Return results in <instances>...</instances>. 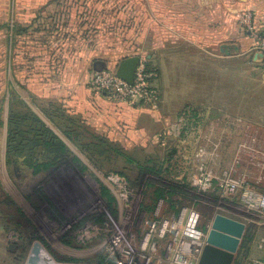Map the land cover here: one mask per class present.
<instances>
[{
    "label": "rangeland",
    "instance_id": "rangeland-1",
    "mask_svg": "<svg viewBox=\"0 0 264 264\" xmlns=\"http://www.w3.org/2000/svg\"><path fill=\"white\" fill-rule=\"evenodd\" d=\"M151 2L62 0L52 12L56 18L44 21L46 29L28 33L22 47L28 55L36 51L43 62L53 56L67 59L75 49L110 61L109 50L118 41L130 40L131 29L142 25ZM251 2L264 12V0ZM74 40L80 41L76 47ZM100 45H107L105 53H99ZM42 70L45 73L46 69ZM14 112L30 117L21 123L23 135L30 138L40 127L33 118H41L66 143L67 160L61 161L44 138L38 137L36 142L19 135L10 145L8 118ZM200 135L201 129L193 128L159 130L145 146L124 144L68 112L63 101L14 98L8 112L0 80V208L5 206L0 212V231L7 238L12 257L19 264H27L34 244L40 243L47 258L57 264H113L108 251L111 229L96 205L108 210L122 228L135 235L136 243L145 247L153 264H171L178 239L169 229L181 231L193 207L201 212L203 227L222 213L246 223L251 220L248 229L252 228L262 219L237 195L229 198L216 186L208 191L195 186ZM203 147L209 153L204 161L209 171L218 178L230 173V153L225 145ZM239 177L264 190V177ZM124 182L130 190L127 198L123 196ZM6 198L15 205H2ZM153 220L158 226L151 232ZM167 221L168 230L163 234ZM96 224L101 227L96 228ZM241 253L240 244L237 254Z\"/></svg>",
    "mask_w": 264,
    "mask_h": 264
},
{
    "label": "crops",
    "instance_id": "crops-1",
    "mask_svg": "<svg viewBox=\"0 0 264 264\" xmlns=\"http://www.w3.org/2000/svg\"><path fill=\"white\" fill-rule=\"evenodd\" d=\"M61 1L0 0V80L8 112L14 98L63 101L68 112L132 145H147L159 130L201 129L198 144L225 145L236 176L264 177V65L237 17L251 9L264 20L262 7L251 0H152L142 25L131 29L130 40L109 50L107 61L112 67L133 55L148 60L160 93L157 107L151 108L116 103L93 90L89 81L95 61L104 59L90 52L75 49L67 59L53 56L47 62L36 51L28 55L22 41L46 29L44 21L56 18L52 12ZM79 42L74 40L75 47ZM106 48L100 45L99 53ZM260 219L242 238L243 253L234 264L264 260ZM0 264H19L3 231Z\"/></svg>",
    "mask_w": 264,
    "mask_h": 264
},
{
    "label": "built area",
    "instance_id": "built-area-1",
    "mask_svg": "<svg viewBox=\"0 0 264 264\" xmlns=\"http://www.w3.org/2000/svg\"><path fill=\"white\" fill-rule=\"evenodd\" d=\"M237 17L241 28L252 42L251 48L262 58L264 65V20H260L256 12L251 9L239 12ZM156 77V69L149 64L145 57H141L132 83L119 77L115 68H106L95 70L89 85L93 90L103 93L113 102L156 108L160 99V93L153 85ZM208 156L207 149L200 145L196 153V157L200 160V166L193 176L195 186H198L202 191H208L216 186L229 198L237 195L236 197L239 196L246 203L249 211L258 212V215L264 218V190L254 188L243 177H235L236 175L232 171L225 173L223 178H218L205 166L204 161ZM127 187L128 185L124 182L123 196L126 198L127 192H130ZM97 206L99 207L97 208ZM99 208L100 205H96V210H100L104 215L105 225L111 229L108 251L113 257V264H153L152 256L144 251L145 247L141 248L136 243L135 235L122 228L108 210ZM248 222L252 221L248 220ZM211 225L212 221L203 227L201 212L198 208L193 207L189 210L181 231H176L175 228L169 229V231L175 232V239H178L171 264H197L207 243ZM157 226L158 221L153 220L151 232ZM164 226L163 234L168 230L167 222ZM100 227L101 224H96V228ZM243 264H264V260L249 258Z\"/></svg>",
    "mask_w": 264,
    "mask_h": 264
},
{
    "label": "water",
    "instance_id": "water-1",
    "mask_svg": "<svg viewBox=\"0 0 264 264\" xmlns=\"http://www.w3.org/2000/svg\"><path fill=\"white\" fill-rule=\"evenodd\" d=\"M140 59L139 55L123 58L116 66L117 75L132 83ZM94 68L95 70L108 68L107 61L96 60ZM246 229V222L222 213H217L208 231L207 243L197 264H234ZM48 263L49 260L43 246L40 243H35L27 264Z\"/></svg>",
    "mask_w": 264,
    "mask_h": 264
},
{
    "label": "trees",
    "instance_id": "trees-1",
    "mask_svg": "<svg viewBox=\"0 0 264 264\" xmlns=\"http://www.w3.org/2000/svg\"><path fill=\"white\" fill-rule=\"evenodd\" d=\"M27 119H30V117H27V116L23 117L20 114H17L15 112L9 115V118H8L9 144L12 145L13 142H15V138L19 135H22L25 140H28V141L33 140L36 142L39 141L38 137L40 139L44 138L46 146L52 148L53 150L56 149L58 155L61 156L59 159L65 162L68 158V153H69L66 143L50 127H48L41 118L39 117L33 118L36 121V123L40 126L39 129L36 128V134L33 138L23 135L25 131L21 128V123L23 120H27ZM29 134L30 133L28 132V135ZM75 159L77 160V158ZM3 203L8 204V206L15 205L14 201L9 198H6L5 201L3 200ZM250 229L251 228L246 230L247 233L245 234H249ZM243 263L244 262H242L241 264Z\"/></svg>",
    "mask_w": 264,
    "mask_h": 264
},
{
    "label": "bare ground",
    "instance_id": "bare-ground-1",
    "mask_svg": "<svg viewBox=\"0 0 264 264\" xmlns=\"http://www.w3.org/2000/svg\"><path fill=\"white\" fill-rule=\"evenodd\" d=\"M182 217H181V219H180V221H182ZM167 224H168V221H167ZM165 230V226L163 227V229H162V232ZM149 236H150V234H148V236H147V240H148V238H149ZM48 260H49V263L48 264H57L56 262H54L53 260H51V259H49L48 258Z\"/></svg>",
    "mask_w": 264,
    "mask_h": 264
}]
</instances>
